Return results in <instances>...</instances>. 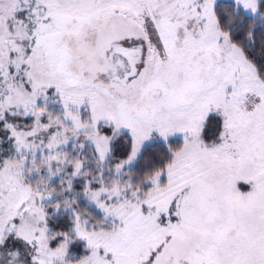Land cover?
Here are the masks:
<instances>
[{
    "label": "snow or ice",
    "instance_id": "snow-or-ice-1",
    "mask_svg": "<svg viewBox=\"0 0 264 264\" xmlns=\"http://www.w3.org/2000/svg\"><path fill=\"white\" fill-rule=\"evenodd\" d=\"M0 264H264V0H0Z\"/></svg>",
    "mask_w": 264,
    "mask_h": 264
}]
</instances>
